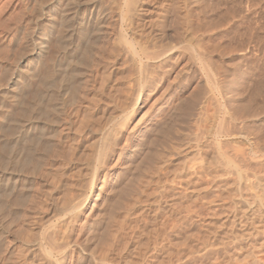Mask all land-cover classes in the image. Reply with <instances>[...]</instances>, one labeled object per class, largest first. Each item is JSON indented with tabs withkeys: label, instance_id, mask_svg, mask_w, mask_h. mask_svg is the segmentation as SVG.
<instances>
[{
	"label": "rangeland",
	"instance_id": "obj_1",
	"mask_svg": "<svg viewBox=\"0 0 264 264\" xmlns=\"http://www.w3.org/2000/svg\"><path fill=\"white\" fill-rule=\"evenodd\" d=\"M117 1L92 0L81 27L56 13L74 0H0V264L36 262L26 249L61 228L53 209L78 171L92 191L69 236L84 221L114 230L102 208L139 162L143 180L114 212L130 208L121 264H264V0H143L140 12ZM133 35L166 59L135 54Z\"/></svg>",
	"mask_w": 264,
	"mask_h": 264
},
{
	"label": "bare ground",
	"instance_id": "obj_2",
	"mask_svg": "<svg viewBox=\"0 0 264 264\" xmlns=\"http://www.w3.org/2000/svg\"><path fill=\"white\" fill-rule=\"evenodd\" d=\"M51 1V0H50ZM117 1V0H116ZM119 1V0H118ZM117 1V2H118ZM125 1V0H124ZM124 1H123V7H124ZM142 1L143 0H127V6H125L127 9H126V11L127 10H129L128 9V7L130 8V9H133V11L134 10H139L140 8H141V3H142ZM43 2H46V0H43ZM47 2H48V0H47ZM60 2V1H59ZM64 2V1H63ZM66 2H68V1H66ZM70 2H72V1H70ZM69 2V3H70ZM116 2V3H117ZM162 3V2H161ZM166 3V2H165ZM58 4V3H57ZM62 4V3H61ZM66 4V3H65ZM75 4V5H74ZM94 4L95 3H93L92 2V0H74V3H73V5H74V7L72 8L73 10H71V11H74L73 13H71V14H66L67 12L69 13V11H67L66 13L64 12L65 11V9H63L62 8V6H60V4H59V6H57V8H56V13H57V15H59L60 16V19H61V21H62V19L63 18H68V19H71V20H75V22H76V24L78 25V26H81L82 27V25H84L85 24V18H86V13H87V11L89 12V11H91V13L93 12H95V7H94ZM115 4V3H114ZM144 4V3H143ZM68 5V4H67ZM65 6V5H64ZM63 6V7H64ZM69 6V5H68ZM116 7H117V9H118V6H117V4L115 5ZM163 6V5H162ZM120 7V6H119ZM122 7V6H121ZM158 7V6H157ZM65 8V7H64ZM50 9V8H49ZM69 9V8H68ZM113 9H115V8H113ZM121 9V8H120ZM119 10V9H118ZM98 11V10H97ZM111 11V10H110ZM121 11H122V9H121ZM48 12V11H47ZM129 12H132V10H130V11H128V14L127 15H129ZM138 12V11H137ZM139 12H140V10H139ZM90 13V14H91ZM142 13V12H141ZM101 14H102V12H101ZM112 14V13H111ZM114 14V13H113ZM124 14H125V12H124ZM131 14V13H130ZM133 14V13H132ZM136 14V13H135ZM137 14H139V13H137ZM147 14V13H146ZM82 15V16H81ZM92 15V14H91ZM122 15V14H121ZM50 16V15H49ZM108 16V15H107ZM106 16V17H107ZM123 16H126V15H123ZM134 16V15H133ZM69 17H71V18H69ZM97 17V16H96ZM189 17V16H188ZM52 18V17H51ZM111 18V17H110ZM126 18H127V20L129 19V16H126ZM133 18V17H132ZM190 18V17H189ZM67 19V20H68ZM151 19V18H150ZM66 20V19H65ZM109 20V19H108ZM110 20H112V19H110ZM124 20H125V18H124ZM126 20V21H127ZM130 20V19H129ZM128 20V21H129ZM189 20V19H188ZM60 21V20H59ZM87 21V20H86ZM90 21V20H89ZM102 21V20H101ZM127 21V22H128ZM140 21V20H139ZM138 21V22H139ZM146 21V20H145ZM58 22V21H57ZM66 22V21H65ZM95 22V21H94ZM100 22V21H99ZM131 22V21H130ZM182 22V21H181ZM111 23V22H110ZM183 23V22H182ZM95 24V23H94ZM104 24V23H103ZM132 24V23H131ZM154 24V23H153ZM71 25V24H70ZM73 25V24H72ZM110 25V24H109ZM109 25H107V27L109 26ZM113 25V24H112ZM140 25H142V24H140ZM148 25V24H147ZM191 25V24H190ZM67 26V25H66ZM127 26H128V24H127ZM135 26V25H134ZM182 26V25H181ZM94 27V26H93ZM103 27V26H102ZM148 27V26H147ZM68 28V27H67ZM129 28V27H128ZM152 28V27H151ZM70 29V28H69ZM102 29V28H101ZM107 29H109L108 31L110 32V28H107ZM113 29H115V28H113ZM116 29H117V26H116ZM115 29V30H116ZM137 29H139V28H137ZM34 30V29H33ZM96 30V29H95ZM119 30V29H118ZM142 30V29H141ZM65 31V30H64ZM102 31H105V30H102ZM101 31V33H103V34H101V35H103V37L105 38V32H102ZM183 31H184V29H183ZM88 32V31H87ZM95 32V31H94ZM117 32V31H116ZM120 32V34L118 33V35H121V31H119ZM155 32V31H154ZM181 32V31H180ZM58 33V32H57ZM71 33V32H70ZM108 33V32H107ZM117 34V33H116ZM133 34V33H132ZM136 34V33H135ZM159 34V33H158ZM185 34V33H184ZM77 35V34H76ZM87 35V34H86ZM137 35V34H136ZM183 35V34H182ZM192 35V34H191ZM60 36V35H59ZM108 36H109V33H108ZM124 36V35H123ZM122 36V37H123ZM129 36V35H128ZM135 35H133V36H131V42L130 43H128V44H130L132 47H133V49H134V51L136 52L135 54H137V53H139L140 55H142V56H144V57H146L148 60H151V61H156V62H158V61H161V60H163V59H166V53H167V51H165V50H163L162 49V47H161V49L162 50H160V51H157L156 49H153V47H152V49H150V47L149 46H147L146 44H142V43H140V42H142L143 40H141L140 42H138L139 41V39L140 38H138V40L134 37ZM150 36V35H149ZM157 36V35H156ZM187 36V35H186ZM189 36V35H188ZM119 37H121V36H119ZM118 37V38H119ZM151 37V36H150ZM154 37V36H153ZM181 37V36H180ZM190 37H192V36H190ZM190 37H188V38H190ZM108 39V38H107ZM114 39V38H113ZM123 39H125V37H123ZM145 39V38H144ZM184 39V38H183ZM106 40V39H105ZM157 40V39H156ZM155 40V41H156ZM187 40V39H186ZM196 40V39H195ZM113 41V40H112ZM118 41V40H117ZM120 41V40H119ZM145 41V40H144ZM143 41V42H144ZM150 41V40H149ZM154 41V40H153ZM176 41V40H175ZM96 42H98V41H96ZM145 42H147V41H145ZM164 42V41H163ZM108 43V42H107ZM117 43V42H116ZM151 43H153V42H151ZM150 43V44H151ZM156 43V42H155ZM166 43V42H165ZM96 45H97V43H95ZM120 44V43H119ZM122 44V43H121ZM120 44V45H121ZM194 43H192V45H193ZM196 44H197V42H196ZM196 44H194V46L196 45ZM112 45V44H111ZM124 46L123 47H125V44H123ZM149 45V44H148ZM153 45V44H152ZM151 45V46H152ZM159 45H161V44H159ZM172 45V44H171ZM177 45V44H176ZM42 46H43V44H42ZM102 46V45H101ZM101 46H99L98 48H97V50H100V47ZM105 46H107V45H105ZM116 46V45H115ZM118 46V45H117ZM130 46V47H131ZM157 46V45H156ZM165 47H166V45H164ZM163 46V48H165ZM187 46H188V43H187ZM191 46V45H190ZM89 47V46H88ZM109 47V46H108ZM121 47H122V45H121ZM120 46H119V48H121ZM129 46H128V50H133V49H131ZM158 47V46H157ZM169 47H170V45H169ZM171 47H174V46H171ZM170 47V48H171ZM43 48V47H42ZM126 48V47H125ZM125 48H123V49H125ZM159 48V47H158ZM177 48V47H176ZM188 47H186V49H187ZM190 48V47H189ZM193 48H195V47H193ZM117 49V48H116ZM192 49V48H191ZM76 50V49H75ZM97 50H95V51H97ZM107 50V49H106ZM113 50H114V48H113ZM118 50V49H117ZM126 50V49H125ZM150 50H153V51H150ZM182 50H184V51H190V49H188V50H185V49H182ZM194 50V49H193ZM105 51V50H104ZM124 51V50H123ZM174 51V50H173ZM172 51V52H173ZM192 51V50H191ZM197 51V50H196ZM199 51H200V49H199ZM92 52H93V50H92ZM91 52V53H92ZM99 51H97V53H98ZM115 52V51H114ZM121 52V51H120ZM119 52V53H120ZM126 52V51H125ZM129 52V51H128ZM170 52V51H169ZM94 53V52H93ZM97 53H94V56H96V57H98L99 55L97 54ZM106 53H107V51H106ZM127 53V52H126ZM186 53V52H185ZM118 54V53H117ZM128 54V53H127ZM126 54V55H127ZM188 54H190L189 52H188ZM120 55V54H119ZM191 55V54H190ZM189 56V55H188ZM77 57V56H76ZM92 58H93V54H92V56H91ZM174 57V56H173ZM191 57V56H190ZM189 57V58H190ZM100 58V57H99ZM114 58V57H113ZM128 58H130V56H128ZM137 58L139 59V58H141V57H138V55H137ZM175 58V57H174ZM97 59V58H96ZM96 59H94L95 61H96ZM117 59V58H116ZM133 59V58H132ZM207 59V58H206ZM93 60V59H92ZM105 60V59H104ZM106 60H107V58H106ZM131 60V59H130ZM94 61V62H95ZM98 61V60H97ZM123 61V60H122ZM168 61V60H167ZM117 62V61H116ZM144 62V61H143ZM156 62H153V63H156ZM191 62V61H190ZM209 62V61H208ZM96 63V62H95ZM124 63V62H123ZM126 63H124V65H125ZM130 64V63H129ZM134 64H135V62H134ZM143 64V63H142ZM152 64V63H151ZM161 64V63H160ZM191 64V63H190ZM187 65V64H186ZM131 66H133V65H131ZM137 66V65H136ZM155 66V65H154ZM157 66H159V65H157ZM202 66V65H201ZM127 67V66H126ZM160 67V66H159ZM166 67V66H165ZM182 67V66H181ZM193 67V66H192ZM94 68V67H93ZM95 68H97V67H95ZM144 68V67H143ZM146 68V67H145ZM158 67H156V69H157ZM138 69V68H137ZM136 69V70H137ZM141 69V68H140ZM139 69V70H140ZM138 70V71H139ZM146 70H148V69H146ZM159 70H161V69H159ZM144 71V70H143ZM206 71H207V69H206ZM23 72V71H22ZM167 72V71H166ZM136 74H137V72H135ZM144 73V72H143ZM142 73V74H143ZM205 73H207V72H205ZM89 75H90V72L88 73ZM145 74V73H144ZM147 74H148V72H147ZM162 74V73H161ZM85 75V74H84ZM78 76V75H77ZM91 76V75H90ZM140 76H142V75H140ZM144 76V75H143ZM208 76H209V74H208ZM207 76V77H208ZM137 77V76H136ZM135 77V78H136ZM145 77V76H144ZM143 77V78H144ZM210 77V76H209ZM86 78H88V77H86ZM175 78V77H174ZM201 78V77H200ZM138 79V78H137ZM147 79V78H146ZM212 79V78H211ZM89 81V80H88ZM136 81V80H135ZM148 81V80H147ZM146 81V82H147ZM211 81V80H210ZM59 82V81H58ZM90 82V81H89ZM136 82H138V81H136ZM145 82V81H144ZM145 82V83H146ZM86 83H87V80H86ZM206 84V83H205ZM81 85V84H80ZM138 85V84H137ZM82 86V85H81ZM200 87V86H199ZM79 88V87H78ZM132 88V87H131ZM130 89V88H129ZM133 89V88H132ZM6 92V91H5ZM137 92V91H136ZM163 92V91H162ZM52 93H53V91H52ZM51 94V93H50ZM125 95H126V93H124ZM123 94V95H124ZM136 94V93H135ZM135 94H134V96H135ZM83 95V94H82ZM124 95V96H125ZM53 97V96H52ZM55 97V96H54ZM84 97V96H83ZM82 97V99H84ZM123 97V96H122ZM136 97V96H135ZM132 97H130V99H131ZM178 98V97H177ZM184 98V97H183ZM51 99V98H50ZM123 99V98H122ZM124 99L126 100V98L124 97ZM202 99V98H201ZM58 100V99H57ZM133 101H134V99H133ZM138 101V100H137ZM195 101V100H194ZM47 102V101H46ZM52 102V101H51ZM54 102V101H53ZM136 102V101H135ZM134 102V103H135ZM49 103V102H48ZM132 104V103H131ZM225 105V104H224ZM47 106V105H46ZM133 106V105H132ZM59 107H60V105H59ZM119 107V106H118ZM128 107V106H127ZM126 107V108H127ZM135 107V106H134ZM179 107V106H178ZM50 108V107H49ZM117 108V107H116ZM129 108V107H128ZM205 108V107H204ZM178 109V108H177ZM50 110V109H49ZM123 110V109H122ZM173 110V109H172ZM180 110V109H179ZM43 111V110H42ZM51 111V110H50ZM49 111V112H50ZM124 111H126V110H124ZM129 111H130V108H129ZM176 109H175V113H176ZM204 111V110H203ZM247 111V110H246ZM49 112H46V113H49ZM52 112V111H51ZM71 112V111H70ZM120 113V112H119ZM132 113V112H131ZM204 113V112H203ZM116 114H117V112H116ZM115 114V115H116ZM125 114V113H124ZM211 114H213V113H211ZM61 115V114H60ZM114 115V114H113ZM145 115V114H144ZM172 115V114H171ZM170 115V116H171ZM175 115V114H174ZM179 115V114H178ZM181 115V114H180ZM179 115V116H180ZM252 115V114H251ZM118 116V115H117ZM130 114H129V116L127 115V117H124L123 119H125L124 121H122L123 123H125V125H126V123L128 122L129 123V119H130ZM209 116V115H208ZM27 117V116H26ZM116 117V116H115ZM173 117V115L170 117V118H172ZM114 118V117H113ZM112 118V119H113ZM177 118V117H176ZM46 119V118H45ZM110 119V118H109ZM122 119V120H123ZM173 119V118H172ZM229 119V118H228ZM27 120V119H26ZM46 120H48V119H46ZM227 120V119H226ZM234 120V119H233ZM53 121V120H52ZM108 121H110V120H108ZM107 121V122H108ZM140 121V120H139ZM174 121V120H173ZM176 121V120H175ZM174 121V122H175ZM214 121V120H213ZM55 122V121H54ZM121 121H119V123H120ZM56 123V122H55ZM60 123V122H59ZM123 123H122V126H125V125H123ZM137 123V122H136ZM135 123V127L137 128V124ZM139 123V122H138ZM166 123H168L167 121H166ZM169 123H171V121L169 122ZM178 123V122H177ZM233 123H234V121H233ZM36 124V123H35ZM40 124V123H39ZM61 124V123H60ZM117 124V123H116ZM27 125L28 126H32V125H34L32 122H29V123H27ZM134 125V124H133ZM169 125V124H168ZM98 126H100V125H98ZM103 126V125H102ZM117 126V125H116ZM169 126H171V125H169ZM175 126V125H174ZM54 127V126H53ZM108 127V126H107ZM119 127V126H118ZM173 127V126H172ZM30 128V127H29ZM105 127H103V129H104ZM132 128V127H131ZM162 128V127H161ZM160 128V129H161ZM109 129V128H108ZM111 129V128H110ZM113 129V128H112ZM149 129V128H148ZM165 129V128H164ZM96 130L97 129H95V131H94V133L96 132ZM102 130V129H101ZM100 130V131H101ZM118 130H120V129H117V131ZM125 130V129H124ZM131 130H134L133 128L131 129ZM131 130H129V131H131ZM138 130V129H137ZM166 130V129H165ZM169 130H170V128H169ZM169 130H168V132H169ZM49 131V130H48ZM61 131V130H60ZM103 131V130H102ZM122 131V130H121ZM136 131V130H135ZM134 131V132H135ZM159 131V130H158ZM157 131V132H158ZM162 131V130H161ZM167 131V130H166ZM209 131V130H208ZM112 132V131H111ZM115 132V131H114ZM119 132V131H118ZM123 132V131H122ZM156 132V133H157ZM183 132V131H182ZM218 132V131H217ZM98 133H100V132H98ZM121 133V132H120ZM140 133H142V131H139V134ZM146 133V132H145ZM153 133V132H152ZM155 133V132H154ZM156 133H155V135H156ZM159 133V132H158ZM167 133V132H166ZM119 134V133H118ZM117 134V135H118ZM124 134V133H123ZM138 134V133H137ZM219 134V133H218ZM224 134V133H223ZM16 135V134H15ZM126 135V134H125ZM127 135H129L128 134V130H127ZM133 135H134V133H133ZM208 135H210V133L208 134ZM57 136V135H56ZM116 136V135H115ZM121 136V135H120ZM144 136H145V134H144ZM153 136H154V134H153ZM215 136V135H214ZM213 136V137H214ZM58 137V136H57ZM126 137V136H125ZM129 136H127V138H128ZM146 137V136H145ZM198 137V136H197ZM130 138V137H129ZM148 138V137H147ZM53 139V138H52ZM108 139V138H107ZM145 138L143 137V140H144ZM155 139V138H154ZM165 139V138H164ZM150 140V139H149ZM152 140V139H151ZM150 140V141H151ZM158 140V139H157ZM147 141H148V139H147ZM156 141V140H155ZM154 140H153V143L155 142ZM196 141H198L197 139H196ZM195 141V142H196ZM105 142V141H104ZM143 142H146V140L145 141H143ZM142 142V143H143ZM149 142V141H148ZM147 142V143H148ZM208 142V141H207ZM210 142V141H209ZM146 143V144H147ZM150 143H152V141L150 142ZM102 144H104V143H102ZM124 144V143H123ZM145 144V143H144ZM208 144V143H207ZM128 145V144H127ZM148 145V144H147ZM151 145V144H150ZM150 145H148V146H150ZM155 145H156V143H155ZM173 145V144H172ZM197 145V144H196ZM138 146V145H137ZM144 146V145H143ZM146 146V145H145ZM144 146V147H145ZM147 146V147H148ZM152 146V145H151ZM157 146V145H156ZM180 146V145H179ZM222 146H223V144H222ZM221 146V147H222ZM123 147V146H122ZM196 147V146H195ZM194 147V148H195ZM106 148H107V146H106ZM193 148V149H194ZM54 149V148H53ZM180 149H182V148H180ZM213 149V148H212ZM228 149V148H227ZM226 149V150H227ZM57 150V149H56ZM107 150V149H106ZM112 150V149H111ZM137 150V149H136ZM149 149H147L146 151H148ZM151 150H152V147H151ZM150 150V151H151ZM211 150V149H210ZM51 151V150H50ZM59 151V150H58ZM171 151V150H170ZM187 151V150H186ZM228 151V150H227ZM53 152V151H52ZM109 152V151H108ZM107 152V153H108ZM142 152V151H141ZM198 152V151H197ZM48 153V152H47ZM46 153V154H47ZM55 153V152H54ZM146 153H148V152H146ZM154 153V152H153ZM232 153V152H231ZM242 153V152H241ZM92 154V153H91ZM139 154V153H138ZM161 154V153H160ZM163 154V153H162ZM206 154V153H205ZM213 154V153H212ZM229 154V153H228ZM170 155V154H169ZM204 155V154H203ZM214 155V154H213ZM212 155V156H213ZM216 155V154H215ZM225 155V154H224ZM227 155V154H226ZM225 155V156H226ZM241 155V154H240ZM244 155V154H243ZM15 156H16V153H15ZM93 156V155H92ZM92 156H90V157H92ZM95 156V155H94ZM146 156V155H145ZM144 156V157H145ZM161 156H163V155H161ZM160 156V157H161ZM198 156V155H197ZM17 157V156H16ZM88 157V156H87ZM110 157V156H109ZM141 157V156H140ZM157 157H158V155H157ZM236 158H237V156H235ZM235 157H233V158H235ZM243 157V156H242ZM249 158V157H248ZM251 158V157H250ZM141 159V158H140ZM165 159V158H164ZM227 160L229 159V157L228 158H226ZM71 160V159H70ZM88 160H91V158L90 159H88ZM142 160V159H141ZM144 160V159H143ZM212 160H214L213 159V157H212ZM212 160H211V162H212ZM218 161H219V159H217ZM232 160V159H231ZM235 160V159H234ZM237 160H238V158H237ZM243 160V159H242ZM248 160H251V159H248ZM103 161V160H102ZM101 161V162H102ZM147 161V160H146ZM145 161V162H146ZM210 161V160H209ZM240 161V160H239ZM2 162V161H1ZM48 162V161H47ZM93 162V161H92ZM91 162V163H92ZM100 162V163H101ZM139 162V161H138ZM144 162V161H143ZM164 162V161H163ZM162 162V163H163ZM166 162V161H165ZM204 162H205V160H204ZM215 162H217V161H215ZM222 162V161H221ZM228 162H230V161H228ZM232 162V161H231ZM230 162V163H231ZM234 162V161H233ZM84 163V162H83ZM86 163V162H85ZM131 163V162H130ZM137 163V162H136ZM229 163V164H230ZM243 163V162H242ZM249 163V162H248ZM140 164L142 165L143 163H137V167H136V169H133V168H130V169H132V170H130V169H122V171L119 173L118 172V174H117V181H118V186H117V181H116V185L114 184L111 188V191H110V193L112 192V198H113V200H112V204H108L107 202H105V204L107 203L109 206H106V207H103L102 209V213H103V215L104 216H108V218H110V220H111V222H112V224H110L109 226H111V227H113L112 229H114V230H112L111 232L110 231H108V234H106L107 232H103V233H101L100 232V224H101V222L99 221V220H94L93 222H87V221H84V223H83V225H82V227L80 228L79 227V229L76 231L75 230V233L72 235V236H69V232H72L74 229L73 228H75L74 226L76 225V222L74 221V215H79V213H81L82 212V210L85 208V206H86V204H87V201H88V198H89V196H90V193H91V191L92 190H88L87 191V189H88V187H87V185L84 183H82L83 181H82V179H83V175H82V172H81V174L79 173V171H78V173L76 174L77 176H73V178H72V180H69V181H72V186L70 185L71 183H68L69 185H70V188H69V186H68V189H71V190H73L72 192H66V190H68V189H66L65 190V186H64V191H62L64 194L63 195H61L60 193V195H61V200H60V202H58L59 204H55L56 206L54 207V209H53V212H54V215H52V216H60V218L61 217H63L62 218V226H59V227H61V228H57L56 230L54 229V231L53 232H51L52 230L50 229V235H48V236H46L45 237V240H46V242H44V244H43V242L41 241V242H39V241H33V243L32 244H30L28 247H27V249H26V252H25V248L23 249L24 250V252H25V256H27V252L28 253H31V255L32 254H34V256H36V262L34 263V264H64L65 262L64 261H66L67 259H69V260H67V263H65V264H68V261H69V264H121V262L123 261V259H124V256L125 257H127L128 255H127V253H131V252H128L129 251V249L127 248V246H126V243L124 244V242L125 241H127V239L125 240L124 239V237H123V235H122V232L123 231H121V230H123V228H124V226H125V224L127 223L126 221H127V218H128V216H129V210H130V208L128 207L127 209L125 208V213L123 214L122 213V215L120 216V217H118V219H116V218H114V212L116 211V209L118 208V207H121V205H122V203H123V201L125 200V199H127V197H129L130 195H133L132 193H133V190H135L134 188V186H133V183L136 181V182H138V180L142 177V173L140 174V171H141V168H140ZM214 164V163H213ZM239 164V163H238ZM2 165V164H1ZM129 165V164H128ZM132 165V164H131ZM130 165V166H131ZM162 165V164H161ZM202 165V164H201ZM212 165V164H211ZM216 165H217V163H216ZM219 165V164H218ZM67 166V165H66ZM65 166V167H66ZM144 166V165H143ZM206 166V165H205ZM215 166V165H214ZM10 167V166H9ZM49 167V166H48ZM84 167V166H83ZM82 167V168H83ZM103 167V166H102ZM142 167V166H141ZM149 167V166H148ZM219 167V166H218ZM81 168V167H80ZM93 168V167H92ZM135 168V167H134ZM140 168V169H139ZM189 168V167H188ZM100 169V168H99ZM139 169V170H138ZM152 169V168H151ZM241 169V168H240ZM79 170V169H78ZM87 170V169H86ZM95 170V169H94ZM146 170V169H145ZM189 170H190V168H189ZM228 170V169H227ZM30 171V170H29ZM72 171H74V170H72ZM76 171V170H75ZM89 171V170H88ZM87 171V172H88ZM148 171V170H147ZM159 171V170H158ZM188 171V170H187ZM198 171V170H197ZM229 171V170H228ZM232 171V170H231ZM27 172V171H26ZM25 172V173H26ZM142 172V171H141ZM156 172V171H155ZM195 172V171H194ZM75 173V172H74ZM73 173V174H74ZM86 173V172H85ZM84 173V174H85ZM92 173H94V172H92ZM151 173H153V172H151ZM165 173V172H164ZM10 174V173H9ZM50 174V173H49ZM71 174V173H70ZM89 174H91L90 173V171H89V173H88V175ZM170 174V173H169ZM229 174V173H228ZM47 175H48V173H47ZM147 175V174H146ZM155 175V174H154ZM246 175V174H245ZM29 176H30V174H29ZM61 176V175H60ZM141 176V177H140ZM6 177V176H5ZM42 177V176H41ZM62 177V176H61ZM65 177V176H64ZM87 177V176H86ZM150 177H152L151 175H150ZM149 177V178H150ZM214 177V176H213ZM139 178V179H138ZM60 179H62V178H60ZM70 179V178H69ZM142 179V178H141ZM141 179H140V181H141ZM148 179V178H147ZM203 179V178H202ZM67 180V179H66ZM88 180V179H87ZM143 180V179H142ZM56 181V180H55ZM82 181V182H81ZM93 181V180H92ZM148 181V180H147ZM211 181V180H210ZM169 182V181H168ZM60 183V182H59ZM80 183H82L83 185H86V186H82V184H80ZM89 183V182H88ZM104 183V182H103ZM140 183V182H139ZM145 183V182H144ZM158 183V182H157ZM147 184H149L148 182H147ZM160 184V183H159ZM158 184V185H159ZM67 185V184H66ZM89 185V184H88ZM134 185H135V183H134ZM103 186V185H102ZM187 186V185H186ZM39 187V186H38ZM137 187V186H136ZM67 188V187H66ZM160 188V187H159ZM91 189V188H90ZM139 189V188H138ZM141 189V188H140ZM143 189V188H142ZM155 189V188H154ZM158 189V188H157ZM62 190V189H61ZM153 190V189H152ZM135 191H137V190H135ZM156 191V190H155ZM167 191V190H166ZM50 193V192H49ZM48 193V194H49ZM162 193V192H161ZM35 196V195H34ZM48 196V195H47ZM109 196V195H108ZM152 196V195H151ZM28 197H30V196H28ZM46 197V196H45ZM44 197V198H45ZM163 197V196H162ZM26 198V197H25ZM58 198V197H57ZM137 198V197H136ZM20 199V198H19ZM47 199V198H46ZM56 199V198H55ZM96 199V201H99L98 200V197L97 198H95ZM133 199H135V198H133ZM159 199V198H158ZM111 200V199H110ZM138 200V199H137ZM143 200V199H142ZM17 201V200H16ZM108 201V200H107ZM133 201V200H132ZM135 202H136V200H134ZM33 202V201H32ZM39 202V201H38ZM56 202V201H55ZM103 202V201H102ZM134 202V203H135ZM152 202V201H151ZM150 202V203H151ZM155 202V201H154ZM163 202V201H162ZM31 203V202H30ZM41 203V202H40ZM133 203V202H132ZM136 203H138V202H136ZM142 203H144V202H142ZM158 203V202H157ZM27 204V203H26ZM32 204V203H31ZM97 204V203H96ZM147 204V203H146ZM25 205V204H24ZM38 205V204H37ZM151 205V204H150ZM42 206V205H41ZM40 206V207H41ZM93 207H94V205H92ZM132 206H134V205H132ZM131 206V207H132ZM137 206V205H136ZM142 206V205H141ZM30 207V206H29ZM33 207V206H32ZM43 207V206H42ZM124 207H127V206H122V209L124 208ZM34 208V207H33ZM46 208V207H45ZM100 208H101V206H100ZM134 208V207H133ZM167 208V207H166ZM42 209V208H41ZM40 209V210H41ZM185 209V208H184ZM23 210V209H22ZM35 210V209H34ZM49 210V209H48ZM118 210L119 209H117V212H118ZM124 210V209H123ZM27 211H28V207H27ZM31 211H33V210H31ZM187 211V210H186ZM52 212V213H53ZM163 212V211H162ZM20 213V212H19ZM39 213V212H38ZM133 213V212H132ZM29 215V214H28ZM87 215V214H86ZM85 215V216H86ZM100 215H102V214H100ZM118 215V214H117ZM138 215V214H137ZM30 216V215H29ZM84 216V217H85ZM97 216H99V215H97ZM156 216H157V214H156ZM38 217V216H37ZM77 217H79V216H77ZM90 217V216H89ZM131 217V216H130ZM144 217V216H143ZM107 218V219H108ZM161 218V217H160ZM106 219V221L108 222V220ZM144 219V218H143ZM248 219V218H247ZM4 220V219H3ZM28 220V219H27ZM146 220V219H145ZM148 220V219H147ZM162 220V219H161ZM25 221V220H24ZM37 221V220H36ZM103 221V220H102ZM105 221V220H104ZM103 221V222H104ZM139 221V220H138ZM42 222V221H41ZM45 222V221H44ZM106 222V223H107ZM133 222V221H132ZM148 222V221H147ZM38 223V222H37ZM128 223H129V221H128ZM134 223V222H133ZM156 223V222H155ZM9 224V223H8ZM7 224V225H8ZM40 224V223H39ZM186 224V223H185ZM236 224V223H235ZM10 225V224H9ZM37 225V224H36ZM42 225V224H41ZM57 225H58V223H57ZM60 225V224H59ZM163 225V224H162ZM174 225V224H173ZM246 225V224H245ZM107 226H108V224H107ZM37 227V226H36ZM56 227V226H55ZM154 227V226H153ZM247 227V226H246ZM126 228V227H125ZM133 228V227H132ZM157 228V227H156ZM32 229H33V227H32ZM31 229V230H32ZM135 229V228H134ZM165 229V228H164ZM163 229V230H164ZM242 229V228H241ZM247 229V228H246ZM246 229L244 230V231H246ZM40 230V229H39ZM45 230V229H44ZM103 230H105V229H103ZM137 230V229H136ZM48 231V230H47ZM132 231V230H131ZM145 231V230H144ZM147 231V230H146ZM5 232V231H4ZM174 232V231H173ZM14 233V232H13ZM44 233V232H43ZM128 233V232H127ZM139 233V232H138ZM155 233V232H154ZM243 233V232H242ZM247 233V232H246ZM30 234H31V232H30ZM124 234V233H123ZM168 234V233H167ZM241 234V233H240ZM29 235V234H28ZM32 235V234H31ZM43 235V234H42ZM125 235V234H124ZM164 235V234H163ZM5 236V235H4ZM128 236V235H127ZM29 237L31 238V236L29 235ZM28 237V238H29ZM4 238V237H3ZM28 238L26 239V240H28ZM38 239V238H37ZM82 239V241H80ZM139 239V238H138ZM169 239V238H168ZM15 240V239H14ZM31 240V239H30ZM33 240V239H32ZM43 240V239H42ZM44 240V241H45ZM129 241V240H128ZM136 241V240H135ZM25 242V241H24ZM26 243V242H25ZM28 243V242H27ZM31 243V242H30ZM46 243V244H45ZM1 244V243H0ZM24 245V244H23ZM148 245V244H147ZM26 246H27V244H26ZM142 246V245H141ZM8 247V246H7ZM7 247H6V249H7ZM14 248V247H13ZM138 248V247H137ZM28 250V251H27ZM136 250H138V249H136ZM141 250V249H140ZM149 250V249H148ZM21 251V250H20ZM19 252V251H18ZM2 253V252H1ZM21 254V253H20ZM23 255V254H22ZM56 255H59V257H62L61 258V262H55V260H54V258L53 257H55ZM61 255V256H60ZM131 255V254H130ZM24 256V255H23ZM28 256H30V254H28ZM33 256V257H34ZM135 257V256H134ZM137 257V256H136ZM24 258V257H23ZM30 258V257H29ZM153 258V257H152ZM25 259H27V258H25ZM24 259V260H25ZM127 259V258H126ZM7 260V259H6ZM28 260V259H27ZM31 260V259H30ZM60 260V259H59ZM130 260V259H129ZM154 260V259H153ZM162 260V259H161ZM246 260V259H245ZM9 261H10V259H9ZM9 261H7V262H9ZM18 261V260H17ZM26 261V260H25ZM13 262V261H12ZM19 262V261H18ZM22 262V261H21ZM136 262V261H135ZM14 263V262H13ZM15 263H16V261H15ZM14 263V264H15ZM24 263H27V261L26 262H24ZM29 263H30V261H29ZM123 263V262H122ZM242 263V262H241ZM18 264H21L20 262L18 263ZM23 264V263H22ZM31 264H33V263H31ZM125 264V263H124ZM141 264V263H140Z\"/></svg>",
	"mask_w": 264,
	"mask_h": 264
}]
</instances>
